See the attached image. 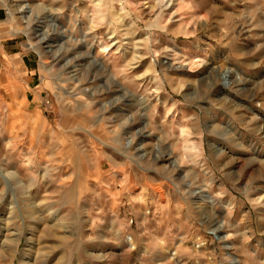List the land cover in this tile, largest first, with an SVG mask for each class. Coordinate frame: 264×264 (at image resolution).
I'll return each instance as SVG.
<instances>
[{
	"label": "rangeland",
	"instance_id": "obj_1",
	"mask_svg": "<svg viewBox=\"0 0 264 264\" xmlns=\"http://www.w3.org/2000/svg\"><path fill=\"white\" fill-rule=\"evenodd\" d=\"M0 264H264V0H0Z\"/></svg>",
	"mask_w": 264,
	"mask_h": 264
},
{
	"label": "bare ground",
	"instance_id": "obj_2",
	"mask_svg": "<svg viewBox=\"0 0 264 264\" xmlns=\"http://www.w3.org/2000/svg\"><path fill=\"white\" fill-rule=\"evenodd\" d=\"M25 10V8H24V5L23 4H17V9H16V12H17V14L20 16V18H21V20H26V22H27V18H26V15H24V11ZM43 41V40H42ZM77 80V79H76ZM78 81V80H77ZM221 229V226H216L213 230H212V232H217L218 230H220ZM130 242V241H129ZM131 243V242H130Z\"/></svg>",
	"mask_w": 264,
	"mask_h": 264
},
{
	"label": "crops",
	"instance_id": "obj_3",
	"mask_svg": "<svg viewBox=\"0 0 264 264\" xmlns=\"http://www.w3.org/2000/svg\"><path fill=\"white\" fill-rule=\"evenodd\" d=\"M12 62L14 63V62H17V61L14 59V60H12ZM21 62H22V64H24V67H25V69L27 70V66H26V64L24 63L23 59H21ZM21 72H22V71H21ZM27 84H31V83L28 82ZM28 87H29V90L26 91V95H25V97H26V99L29 101V97H28L27 93L30 91L31 87H30L29 85H28Z\"/></svg>",
	"mask_w": 264,
	"mask_h": 264
}]
</instances>
